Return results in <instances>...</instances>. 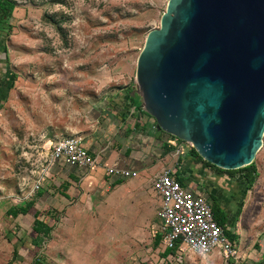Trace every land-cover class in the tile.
<instances>
[{
    "label": "crops",
    "instance_id": "0c3cea01",
    "mask_svg": "<svg viewBox=\"0 0 264 264\" xmlns=\"http://www.w3.org/2000/svg\"><path fill=\"white\" fill-rule=\"evenodd\" d=\"M6 31L0 22V121L16 82ZM129 95L136 96L134 87L129 88ZM124 97L114 96L110 106L97 113L94 120L99 124L91 138L83 140L87 150L98 157L96 169L59 162L38 191L30 193L28 186L20 191L21 181L17 183L10 207L31 205L27 212L11 216L14 261L133 264V242L146 236L151 226L152 242L141 258L145 264H223L217 249L210 256H197L161 243L160 197L152 188V178L169 166L183 186L205 194L217 222L234 243L240 258L237 264H264V135L253 160L254 180L249 183L244 170H225L191 155L181 142L156 128L154 118L137 98L124 101ZM49 132L43 129L33 139L51 143ZM178 146L180 152H176ZM108 165L135 170L137 176L107 175L104 166ZM19 194L24 197L16 201ZM37 219L51 226L48 235L33 229Z\"/></svg>",
    "mask_w": 264,
    "mask_h": 264
},
{
    "label": "rangeland",
    "instance_id": "374dc122",
    "mask_svg": "<svg viewBox=\"0 0 264 264\" xmlns=\"http://www.w3.org/2000/svg\"><path fill=\"white\" fill-rule=\"evenodd\" d=\"M11 1L2 24L16 82L0 121V264L18 263L6 213L17 183L39 169L56 139L91 138L97 113L135 88L137 56L168 0ZM43 129L51 143L33 139ZM148 233L133 242V264H145Z\"/></svg>",
    "mask_w": 264,
    "mask_h": 264
},
{
    "label": "water",
    "instance_id": "95a60500",
    "mask_svg": "<svg viewBox=\"0 0 264 264\" xmlns=\"http://www.w3.org/2000/svg\"><path fill=\"white\" fill-rule=\"evenodd\" d=\"M135 81L158 130L218 168L251 164L264 135V0H168Z\"/></svg>",
    "mask_w": 264,
    "mask_h": 264
},
{
    "label": "built area",
    "instance_id": "2783aa9c",
    "mask_svg": "<svg viewBox=\"0 0 264 264\" xmlns=\"http://www.w3.org/2000/svg\"><path fill=\"white\" fill-rule=\"evenodd\" d=\"M180 142L188 149L193 148L190 142ZM181 148L178 146L176 152H180ZM59 162L88 171L99 165L98 157L87 150L81 136L61 137L52 144L39 169L21 182L19 190L22 191L27 186L30 193L40 190L51 167ZM104 170L107 175L117 178L137 176V171L116 165L104 166ZM152 188L160 197L161 222L158 230L160 241L166 248H175L178 252L197 256H204L217 249L223 264L238 263L240 258L234 243L217 222L205 194L183 186L169 166L163 167L153 176ZM23 197V194H19L15 200L21 201Z\"/></svg>",
    "mask_w": 264,
    "mask_h": 264
},
{
    "label": "trees",
    "instance_id": "16d2710c",
    "mask_svg": "<svg viewBox=\"0 0 264 264\" xmlns=\"http://www.w3.org/2000/svg\"><path fill=\"white\" fill-rule=\"evenodd\" d=\"M14 8V2L11 0H0V22L7 21V19L10 17L11 12ZM137 97L136 96H130L129 94L124 97V101H129V99L135 100ZM173 137V136H172ZM175 138V137H173ZM178 142H180L179 139L175 138ZM189 153L196 158L202 160V158L198 155V153L195 151L194 148L189 149ZM205 161V160H204ZM207 164H210L209 162L205 161ZM212 165V164H210ZM236 170H244L245 175L247 176L249 183H252L254 180V172H255V167L253 162L247 166H244L242 168L236 169ZM235 171V170H231ZM31 204H27L25 206H20V207H15L11 206L8 208L6 213L10 216H16L18 213H25L27 212L28 208L30 207ZM33 229L37 232H41L43 235H48L50 233L51 226H48L44 224L41 220L37 219L35 220V224ZM170 250H174L175 248H169ZM35 263L38 264V260L35 261Z\"/></svg>",
    "mask_w": 264,
    "mask_h": 264
}]
</instances>
